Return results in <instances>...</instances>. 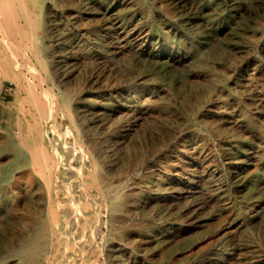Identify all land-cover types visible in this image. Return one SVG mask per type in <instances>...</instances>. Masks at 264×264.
Wrapping results in <instances>:
<instances>
[{
	"label": "rangeland",
	"instance_id": "1",
	"mask_svg": "<svg viewBox=\"0 0 264 264\" xmlns=\"http://www.w3.org/2000/svg\"><path fill=\"white\" fill-rule=\"evenodd\" d=\"M43 15L50 72L25 51L0 67V162L26 165L0 178V264H264V0H76ZM63 91L72 107L42 117L33 94ZM19 122L62 165L51 198L31 149L9 142ZM93 159L119 186L114 214ZM43 226L45 249L23 257Z\"/></svg>",
	"mask_w": 264,
	"mask_h": 264
},
{
	"label": "bare ground",
	"instance_id": "2",
	"mask_svg": "<svg viewBox=\"0 0 264 264\" xmlns=\"http://www.w3.org/2000/svg\"><path fill=\"white\" fill-rule=\"evenodd\" d=\"M48 2H52L55 6H61L62 4L73 5L76 0H0V67H8L11 64L13 55H17L18 53L22 55L27 52L25 65L30 67L33 63L31 59L32 57H34L37 63L42 66L43 70L45 69L46 71L50 72V67L53 65V63H55V58L52 62H50L47 58V53L49 52L47 46L49 31L43 37L38 36L37 33L38 28L42 25L46 29L48 28V26L46 25L45 17L43 15V9L45 8V6H47ZM23 18L28 23L29 29L24 28L22 23ZM40 44L43 45V48H40ZM15 57L17 58V56ZM20 61L23 62V60ZM21 65H19L20 68H22ZM12 81L16 82L18 86H22L20 77L17 74L13 76ZM43 92L45 94L49 93L48 89L43 90ZM39 95L40 94L38 93H34L33 99L34 105L37 106V108L40 110L42 117L57 119L59 116H64L66 114L64 112V109H70L74 102H76V98H74V95L67 91H63L60 93V96L63 98V102H61L59 99H54L50 103H45L39 98ZM8 134V139L11 144L16 146L18 145L19 148L22 149L27 147L29 151L31 149V151L33 152L34 165L41 172H47L48 179L50 184H52V187L55 183L54 177H61L59 170L62 165L53 155H50L48 153V145L46 144V137L44 136V132L40 128L38 129V127L25 128V126L21 122H19L18 128L12 129ZM92 162L96 167L94 166L95 170L91 173V185L96 188L100 194L103 195V201L110 197L115 199V201H113L109 205L110 212L114 214L115 212H118L120 210L119 199L121 198V193L119 190V186L115 185L104 176L105 174L100 170V168H98V165H96L94 159ZM25 166V164L15 166L13 165V163H7L3 165L0 162V178L7 180L16 169H24ZM52 192V194L50 193V198L56 194L53 187ZM50 211V215L52 216V225L50 226L49 230L52 235L58 237V240L61 243L66 237L70 236V231L67 228L68 223L65 220L63 211L58 210L57 208ZM99 221H101L100 225L107 224L106 221ZM98 231L102 232L99 227ZM47 232L48 229L43 226L41 227V232L37 236H33L28 243L23 244L21 248L23 257L33 255L36 251H42L43 249H45V246H43L40 241L46 238ZM232 253L233 252L231 248L222 250L218 258L220 259V261L228 260L231 258L230 255Z\"/></svg>",
	"mask_w": 264,
	"mask_h": 264
}]
</instances>
